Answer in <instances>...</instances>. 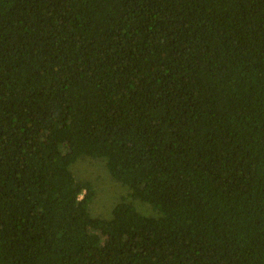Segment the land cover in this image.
<instances>
[{
    "label": "trees",
    "instance_id": "1",
    "mask_svg": "<svg viewBox=\"0 0 264 264\" xmlns=\"http://www.w3.org/2000/svg\"><path fill=\"white\" fill-rule=\"evenodd\" d=\"M0 264H264V0H0Z\"/></svg>",
    "mask_w": 264,
    "mask_h": 264
},
{
    "label": "rangeland",
    "instance_id": "2",
    "mask_svg": "<svg viewBox=\"0 0 264 264\" xmlns=\"http://www.w3.org/2000/svg\"><path fill=\"white\" fill-rule=\"evenodd\" d=\"M71 170L77 179H88L93 183L95 196L89 210L94 216L109 218L114 205L128 193V187L125 184L111 177L104 160L83 156L71 165ZM135 206L144 214H155L152 206L145 201L136 200Z\"/></svg>",
    "mask_w": 264,
    "mask_h": 264
}]
</instances>
